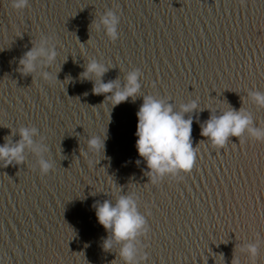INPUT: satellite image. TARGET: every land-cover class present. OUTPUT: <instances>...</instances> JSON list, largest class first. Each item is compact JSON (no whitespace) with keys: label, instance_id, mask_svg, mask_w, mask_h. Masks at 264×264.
Returning a JSON list of instances; mask_svg holds the SVG:
<instances>
[{"label":"water","instance_id":"1","mask_svg":"<svg viewBox=\"0 0 264 264\" xmlns=\"http://www.w3.org/2000/svg\"><path fill=\"white\" fill-rule=\"evenodd\" d=\"M11 2L0 0V146L34 129L42 151L0 161V264H125L124 242L105 249L112 233L96 217L120 197L135 200L148 229L132 241L133 264H264V140L246 129L214 148L201 136L228 110L264 133L254 99L264 96V0H27L20 11ZM109 13L116 40L102 24ZM42 44L55 61L38 58L24 74L21 59ZM93 61L106 69L102 82L121 89L139 72V93L115 107L95 95V78L82 75ZM149 95L192 120L190 175L152 183L136 149ZM94 136L99 154L88 145Z\"/></svg>","mask_w":264,"mask_h":264},{"label":"clouds","instance_id":"2","mask_svg":"<svg viewBox=\"0 0 264 264\" xmlns=\"http://www.w3.org/2000/svg\"><path fill=\"white\" fill-rule=\"evenodd\" d=\"M239 3L243 6L244 0H239ZM26 7L27 0H12L11 2V8L14 11H20ZM117 23L118 20L112 13L102 20L107 35L112 40L117 39ZM56 55L53 50L46 51L42 44L39 48L25 54L20 61L21 70L24 74H30L35 71L38 58H44L45 62L51 65L55 61ZM105 72L104 66L93 61L82 75L84 79L95 78L93 93L104 95L105 100L110 102L113 107L126 102L129 98H134L139 93L141 87L138 82L139 72H132L127 76V82L123 89L116 82L103 83L101 78ZM45 79L52 83L55 82L48 76H45ZM254 99L258 104L264 105V96L257 94ZM196 107V103L184 105L181 112L188 113ZM137 120L136 149L138 155L146 161L152 183L159 184L163 177L167 175L175 177L181 172L190 175L198 156V149L192 147V120H185L181 114L173 112L170 104L151 95L144 98L137 113ZM250 124V118L243 112L228 110L219 117L212 116L202 127L201 136L208 138L214 148L225 146L230 136L240 137L246 129L257 141L264 140V133L251 129ZM35 134L34 129H21L19 132L21 139L15 146H10L7 143L0 146V161H3L5 166L12 164L13 161L21 164L24 161V149L26 147L33 148L32 137ZM88 145L94 154H99L104 149L103 141L97 136L91 138ZM33 150L42 151L39 147L33 148ZM40 164L44 174L51 168V165L43 160L40 161ZM96 217L98 223L106 231L112 233V238L104 244L105 249H111L114 243L124 242L120 256L125 264H133L136 250L132 241L138 235H144L148 231L146 220L139 214L135 200L131 197H120L114 206L105 201L96 207ZM248 252L255 256L257 249L255 246H251Z\"/></svg>","mask_w":264,"mask_h":264}]
</instances>
